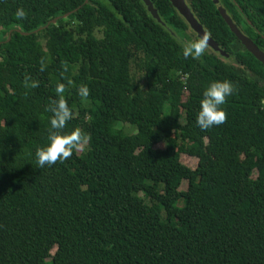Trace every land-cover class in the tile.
Returning <instances> with one entry per match:
<instances>
[{
    "label": "trees",
    "instance_id": "1",
    "mask_svg": "<svg viewBox=\"0 0 264 264\" xmlns=\"http://www.w3.org/2000/svg\"><path fill=\"white\" fill-rule=\"evenodd\" d=\"M86 1L0 0V91L29 86L46 111L38 129L0 99V264H264V64L215 0H186L226 53L196 59L171 0H151L161 22L143 0ZM219 2L264 51V0ZM216 80L234 87L226 119L201 130ZM57 84L72 111L61 134L79 129L86 145L40 168Z\"/></svg>",
    "mask_w": 264,
    "mask_h": 264
},
{
    "label": "clouds",
    "instance_id": "2",
    "mask_svg": "<svg viewBox=\"0 0 264 264\" xmlns=\"http://www.w3.org/2000/svg\"><path fill=\"white\" fill-rule=\"evenodd\" d=\"M15 15L23 19L25 11L18 9ZM180 45L185 59L189 57L196 59L204 54L207 46V37L205 36L186 43L181 41ZM63 92L64 85L57 84L56 93L58 98L50 108L52 113L50 127L52 131L49 132L48 143L38 148L35 152V162L40 168L46 165L51 166L58 160L63 162L69 159L73 154V149L80 148L87 139L79 129L68 134H61V130L65 128L67 122L72 118V111L62 95ZM233 92V84L228 80L213 81L204 89L195 120L196 125L201 130H208L213 126H219L224 123L226 113L221 106L226 103V97L231 96ZM77 95L86 98L89 95L88 87L81 85L77 89Z\"/></svg>",
    "mask_w": 264,
    "mask_h": 264
},
{
    "label": "water",
    "instance_id": "3",
    "mask_svg": "<svg viewBox=\"0 0 264 264\" xmlns=\"http://www.w3.org/2000/svg\"><path fill=\"white\" fill-rule=\"evenodd\" d=\"M87 0L86 2H88ZM145 5L148 8V11L151 15L157 19L159 22L162 21L158 10L155 8L153 2L151 0H143ZM173 5L178 9L181 15L185 17V19L189 22L192 29L197 33L199 38L207 37V46L213 48L216 51H219L221 54L226 55L224 50L218 46L216 40L212 36L208 34L203 25L198 21L192 12L191 8L187 4L186 0H171ZM218 5V9L222 14L223 18L229 24L231 30L236 34V36L240 39V41L246 46V48L264 64V51L258 47V45L244 32L240 29V27L233 21L232 17L227 13L226 9L222 6L219 0H215ZM77 11V9L75 10ZM67 16V15H65ZM59 18H55L52 22H56ZM12 31L10 32L9 39L11 38Z\"/></svg>",
    "mask_w": 264,
    "mask_h": 264
},
{
    "label": "rangeland",
    "instance_id": "4",
    "mask_svg": "<svg viewBox=\"0 0 264 264\" xmlns=\"http://www.w3.org/2000/svg\"><path fill=\"white\" fill-rule=\"evenodd\" d=\"M192 41L187 40L186 42ZM18 93H14V89L12 87H9V91L3 90L0 91V99H4V97H8L19 103L25 111L29 114V117L34 120V124L38 126V129L43 127L44 121H46V111L41 106L37 96L35 93H33V90L29 86H17ZM118 128H124L125 132L128 134H134L137 131V128L134 125H130L128 123H121L116 122L115 123ZM86 143H84L80 151L84 149V146ZM181 160L184 164L188 165L191 168H196L198 165V158L195 156H190L187 154L181 155ZM188 187V181H183L181 188L187 189ZM55 251V249L53 250Z\"/></svg>",
    "mask_w": 264,
    "mask_h": 264
}]
</instances>
